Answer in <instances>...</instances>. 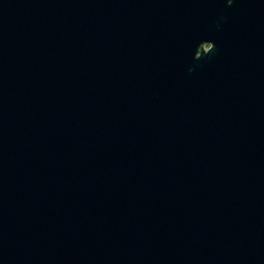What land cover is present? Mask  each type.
<instances>
[{
  "label": "water",
  "instance_id": "water-1",
  "mask_svg": "<svg viewBox=\"0 0 264 264\" xmlns=\"http://www.w3.org/2000/svg\"><path fill=\"white\" fill-rule=\"evenodd\" d=\"M0 264H264V0H0Z\"/></svg>",
  "mask_w": 264,
  "mask_h": 264
},
{
  "label": "rangeland",
  "instance_id": "rangeland-1",
  "mask_svg": "<svg viewBox=\"0 0 264 264\" xmlns=\"http://www.w3.org/2000/svg\"><path fill=\"white\" fill-rule=\"evenodd\" d=\"M206 46H207V44H206Z\"/></svg>",
  "mask_w": 264,
  "mask_h": 264
}]
</instances>
